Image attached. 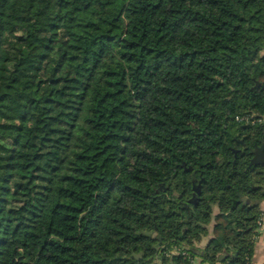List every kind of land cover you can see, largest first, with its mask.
<instances>
[{
    "label": "trees",
    "instance_id": "trees-1",
    "mask_svg": "<svg viewBox=\"0 0 264 264\" xmlns=\"http://www.w3.org/2000/svg\"><path fill=\"white\" fill-rule=\"evenodd\" d=\"M262 146L264 0H0V264H251Z\"/></svg>",
    "mask_w": 264,
    "mask_h": 264
},
{
    "label": "crops",
    "instance_id": "crops-1",
    "mask_svg": "<svg viewBox=\"0 0 264 264\" xmlns=\"http://www.w3.org/2000/svg\"><path fill=\"white\" fill-rule=\"evenodd\" d=\"M260 210L262 212V221L261 226L259 228V235L256 239L255 245H254V254L251 264H264V199L260 201ZM212 229L213 227H210V236H212ZM209 238H206L200 245V248H204L209 240ZM201 255L202 253H198L196 257L193 259L192 264H202L201 263ZM224 255L222 254L220 260L224 258ZM223 264V263H219Z\"/></svg>",
    "mask_w": 264,
    "mask_h": 264
},
{
    "label": "water",
    "instance_id": "water-1",
    "mask_svg": "<svg viewBox=\"0 0 264 264\" xmlns=\"http://www.w3.org/2000/svg\"><path fill=\"white\" fill-rule=\"evenodd\" d=\"M254 164H264V146L260 147L255 151V157L252 160ZM241 202L244 204H249L251 201L245 197L241 198ZM255 204H259L260 201L254 202ZM156 236V235H154Z\"/></svg>",
    "mask_w": 264,
    "mask_h": 264
},
{
    "label": "built area",
    "instance_id": "built-area-1",
    "mask_svg": "<svg viewBox=\"0 0 264 264\" xmlns=\"http://www.w3.org/2000/svg\"><path fill=\"white\" fill-rule=\"evenodd\" d=\"M262 221V220H261ZM260 226H261V222H260Z\"/></svg>",
    "mask_w": 264,
    "mask_h": 264
}]
</instances>
